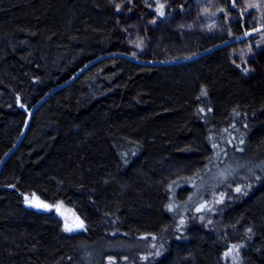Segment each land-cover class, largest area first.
<instances>
[{
  "label": "trees",
  "instance_id": "16d2710c",
  "mask_svg": "<svg viewBox=\"0 0 264 264\" xmlns=\"http://www.w3.org/2000/svg\"><path fill=\"white\" fill-rule=\"evenodd\" d=\"M132 1L133 25L144 27L148 10L142 0ZM191 1L166 0L167 9L178 11ZM247 27L233 24L223 35L191 32L178 40L167 38L160 23L155 28L163 29L142 60L190 58L242 36ZM127 39L111 0H0L2 88L31 109L51 91L49 79L63 78L68 69L64 82L88 62L128 54ZM236 47L166 67L110 57L45 101L30 137L0 173V186L14 187L0 189V264H59L70 243L50 221L20 208L30 189L77 200L94 229L101 226L108 238L133 246L170 231L174 222L162 208L170 184L186 183L205 169L243 176L228 182L217 220L194 221L181 241L166 239L159 256V246L148 241L141 248L146 259L114 257V264H217L235 246L245 248L233 264H264V176L248 175L254 168L264 172V78L258 86L242 80L230 57ZM13 109L0 102V161L22 120ZM234 154L239 159L228 163ZM242 183L250 190L237 192ZM233 209L239 221L229 224L226 213Z\"/></svg>",
  "mask_w": 264,
  "mask_h": 264
},
{
  "label": "rangeland",
  "instance_id": "374dc122",
  "mask_svg": "<svg viewBox=\"0 0 264 264\" xmlns=\"http://www.w3.org/2000/svg\"><path fill=\"white\" fill-rule=\"evenodd\" d=\"M111 2L116 10L117 24L128 37L126 49L129 52H127V55L141 60L145 58L146 54L151 52L150 48L153 44L154 35H157V30L163 29L155 28L160 23H165L166 28H164V32L167 38H176L178 40H181L184 35L191 32L201 33L203 35H223L230 31V27L233 24H246L248 27L245 33L264 25V0H192L188 7L181 8L178 11L168 10L166 0H142L143 5L148 10L147 16L141 20L144 27H136L133 25L136 16L132 14V0H111ZM160 4L164 5L162 10L163 15L157 11ZM233 38V36H230V39ZM236 45L237 47L230 52L232 63L238 67L244 82L258 86L264 78V31L252 35L247 40ZM62 71H64L63 78L53 77L48 80V83L52 84L51 90L67 83L76 74L62 82L61 80L66 79L65 76L68 69ZM82 75L83 73L78 78L82 77ZM100 75L104 79L105 74L103 71H101ZM37 79L42 81V78ZM0 81H2L1 76ZM0 84V102H4L5 105L13 107L14 109L11 111L17 116L22 117V120L17 119V125L15 124L17 129L16 143L22 136L28 115L33 107L31 109L22 107L18 101L7 98L8 95L2 88L4 85L1 82ZM44 103L32 114L22 142L28 140L30 137V128L35 126L36 123H33V121L42 109ZM5 156L6 154L2 157L0 163ZM218 158H221V155ZM238 159L237 155L234 154L228 156L226 161L231 163L233 160ZM198 170V167L193 169L191 175L196 174ZM232 171L228 169L225 172L216 174L205 169L195 177L188 179L189 181L186 183V180L181 181V179L176 180L173 184L171 183L169 186L170 192L167 193L169 200L164 202L162 208L163 212L174 222V226L167 234L163 235L162 239H142L141 243L135 242L132 244L133 246H130V243L121 239L108 238L101 226H98L97 230L94 229V224L88 217L89 214L79 207L77 200L68 199L63 196L50 198L36 190L30 189L27 191L29 196L24 201L20 200V208L26 214L30 215V217H40L50 221L53 224V229L56 234L60 238L62 237L70 241V243H67L63 247L65 255L60 259L59 264H101L108 260L107 264H114L116 260L111 258H123L127 257V255L129 257L135 258L139 256V259H146L148 256H145L141 252V248L142 250L145 249L149 243L148 241H151L149 243L151 247L156 248L159 246V250H156L157 252L155 253L156 256H159L163 252V243L167 241L166 239L174 236L176 241L179 240L187 227L193 224L194 221L202 224L200 222L205 218L206 222L217 220V207L221 206L229 195L230 190L228 186L231 183L228 182L232 177L237 180L243 179L240 171ZM248 175L253 179L256 176H264V172L262 170L256 172L254 168L253 170L249 169ZM248 186L247 183H242L237 189L248 188L247 191H249ZM13 188V186H0L1 190H10ZM256 197L258 195H254L250 199L255 200ZM26 202H31L32 206L26 205ZM166 203L167 209L169 205V210L166 209ZM43 205H47L48 207H44ZM235 210L233 209L226 213V220L229 224L230 222L239 221V218L232 216ZM167 211L172 216L171 218ZM81 222L83 227H79ZM66 226L71 227L73 230H66ZM242 226L241 228L243 229L250 228L246 225ZM253 232L257 233L256 230ZM126 247L127 249H125ZM175 247L177 248L179 246ZM243 248L245 247L235 246L225 255H219L217 264H233L238 262ZM175 251L178 250L175 249ZM89 254L90 256H88Z\"/></svg>",
  "mask_w": 264,
  "mask_h": 264
},
{
  "label": "water",
  "instance_id": "95a60500",
  "mask_svg": "<svg viewBox=\"0 0 264 264\" xmlns=\"http://www.w3.org/2000/svg\"><path fill=\"white\" fill-rule=\"evenodd\" d=\"M264 31V25L263 26H260V27H257V28H254L252 30H249L247 31L245 34H243L242 36H239V37H236V38H233V39H230L228 40L227 42L219 45V46H216L210 50H207V51H204L200 54H197L193 57H190V58H185V59H181V60H172V61H165V62H158V61H144V60H141V59H137V58H134L130 55H127V54H114V55H106L104 57H100L94 61H91L89 62L88 64L84 65L81 69L78 70V72L72 76L67 83L61 85V86H57L56 88L52 89L51 91H49L42 99L41 101H39L37 104H35L33 106V108L30 110V113L28 115V119H27V122H26V125L24 127V130H23V133H22V136L21 138L16 142V144L13 146V148L6 154V156L3 158L2 162L0 163V173L2 171V168L4 167L5 163L8 161V159L15 153V151L17 150V148L20 146L21 142H22V139L26 133V130H27V127H28V124H29V121H30V118L32 116V114L45 102L47 101L52 95H54L55 93H57L58 91L62 90L63 88L71 85L74 81H76V79L82 74L84 73L85 71H87L89 68H91L93 65H95L96 63H98L99 61L103 60V59H107V58H110V57H113V58H121V59H124V60H127L129 62H132L134 64H137V65H140V66H160V67H166V66H178V65H183V64H187V63H190V62H193V61H196L206 55H209L211 53H213L214 51L216 50H219V49H223V48H228V47H231L233 45H236L238 43H241L245 40H247L249 37H251L252 35H255L257 33H260V32H263ZM26 205L28 206H32V203L31 202H26Z\"/></svg>",
  "mask_w": 264,
  "mask_h": 264
},
{
  "label": "snow or ice",
  "instance_id": "6c2138e0",
  "mask_svg": "<svg viewBox=\"0 0 264 264\" xmlns=\"http://www.w3.org/2000/svg\"><path fill=\"white\" fill-rule=\"evenodd\" d=\"M119 7V6H118ZM163 8H164V5L163 4H160L159 5V8L157 9V11L159 12V14L163 15ZM237 191H240V189H237ZM44 207H48L47 205H43ZM79 227H83V224L81 222V224L79 225ZM66 230L68 231H72L73 229L71 227H67L66 226Z\"/></svg>",
  "mask_w": 264,
  "mask_h": 264
}]
</instances>
